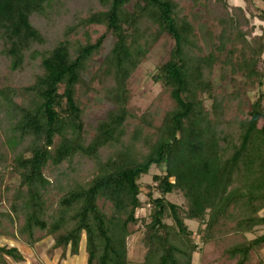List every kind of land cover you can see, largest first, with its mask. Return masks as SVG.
<instances>
[{
    "label": "trees",
    "instance_id": "trees-1",
    "mask_svg": "<svg viewBox=\"0 0 264 264\" xmlns=\"http://www.w3.org/2000/svg\"><path fill=\"white\" fill-rule=\"evenodd\" d=\"M245 1L0 0V78L10 83L0 87L1 197L7 180L20 179L0 211V237L30 248L52 237L64 260L80 254L85 236L87 264H130L141 180L157 167L142 264H193L201 248L187 221L199 223L203 245L229 231L226 255L248 264L264 246V234L247 239L264 226V32L255 34L253 0ZM185 4L219 28L208 55ZM94 25L106 33L92 43ZM109 34L115 44L96 68ZM165 36L174 47L153 79L173 106L139 116L129 80ZM217 66L223 80L241 75L254 102L241 91L217 93ZM94 95L113 106L97 124L85 120L84 100ZM174 193L187 208L167 199ZM5 258L25 260L0 246V264Z\"/></svg>",
    "mask_w": 264,
    "mask_h": 264
},
{
    "label": "rangeland",
    "instance_id": "rangeland-1",
    "mask_svg": "<svg viewBox=\"0 0 264 264\" xmlns=\"http://www.w3.org/2000/svg\"><path fill=\"white\" fill-rule=\"evenodd\" d=\"M228 3L230 6H241L243 8L248 6V3L245 0H228ZM184 6L186 7L190 19L195 24L203 53L208 55L213 51L209 33L216 36L219 32V28L212 22H204L202 20V17L204 16L203 9H200L198 12H193L189 4H185ZM255 7L264 11V2L262 0H253V4L248 11V17L251 20V24L256 27L255 34L261 35L264 32V21H261L256 16L258 11ZM87 30L92 43H95L98 38L106 33L105 27L96 25L89 26ZM75 38L82 39L86 42L82 33L75 36ZM174 43L175 42L171 38L167 36L163 37L129 80L128 85L131 93L129 106L134 109L139 116L144 114L153 105L159 107L161 115L163 116L165 112L170 110L173 106L172 99L169 95H163L162 84L156 83L153 76L156 73L157 67L168 59L169 52L174 47ZM114 44L115 37L112 34H109L103 45L101 55L98 57V65L96 68L105 56L109 54ZM232 78L233 76L230 74L226 80H223L221 76V66H217L214 74L216 92L231 93L234 91H241L245 94L247 101L250 103L254 102L256 90L251 85L247 84L246 80L241 75L235 77V81L232 80ZM7 85H10V83L5 79L0 78V87H5ZM262 90L264 91V85ZM84 103L87 105L85 120L92 124H97L98 120L105 117L113 108L108 101L98 95L92 96L90 101L85 99ZM205 105L208 109L211 108L210 101H207ZM156 124H160V119L157 120ZM161 173H163V171L160 168L153 167L150 174L144 176L141 180L142 194L140 198L142 201V207L137 211L139 222L136 225L131 226L132 233L128 239L130 264H142L144 261L146 248L144 245L145 229L142 220H145L146 222H150L151 220V208L148 203V193L151 188L148 186H153V176ZM46 175L49 177V172H46ZM19 183L20 179L18 177L6 181L5 186L8 188V191L3 192L2 197L0 195V198H2L0 211L8 209L14 190ZM154 197H159V194L155 193ZM167 199L182 208H187V200L181 193L168 195ZM186 223L191 231H193L195 241L201 248L200 252L194 255L193 264H236L237 260L231 259L225 253L228 246L234 243V236L229 231H225L223 234L216 233L217 238L215 240L207 245H203L199 242L200 237L197 234L199 223L196 221H187ZM262 234H264V226L258 227L254 234H248L247 239L251 240ZM0 246L17 247L25 257V260L22 262H17L12 258H5L7 264H63L64 260H67L66 264H87L85 236L81 243L80 254L72 257L68 253L64 260L62 259L63 250L54 248V240L52 237L43 239L35 248H30L29 246L11 238L0 237ZM259 261H264V246H261L251 253V258L248 264H258Z\"/></svg>",
    "mask_w": 264,
    "mask_h": 264
},
{
    "label": "crops",
    "instance_id": "crops-1",
    "mask_svg": "<svg viewBox=\"0 0 264 264\" xmlns=\"http://www.w3.org/2000/svg\"><path fill=\"white\" fill-rule=\"evenodd\" d=\"M37 245H38V244H37ZM24 258H25V257H24ZM63 262H64L63 264H66V263H67V260H64Z\"/></svg>",
    "mask_w": 264,
    "mask_h": 264
}]
</instances>
